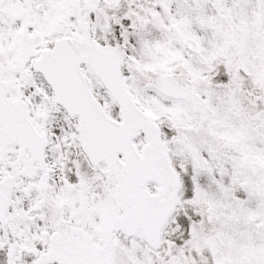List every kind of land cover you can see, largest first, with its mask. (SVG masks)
<instances>
[{
  "label": "snow or ice",
  "instance_id": "obj_1",
  "mask_svg": "<svg viewBox=\"0 0 264 264\" xmlns=\"http://www.w3.org/2000/svg\"><path fill=\"white\" fill-rule=\"evenodd\" d=\"M0 264H264V0H0Z\"/></svg>",
  "mask_w": 264,
  "mask_h": 264
}]
</instances>
